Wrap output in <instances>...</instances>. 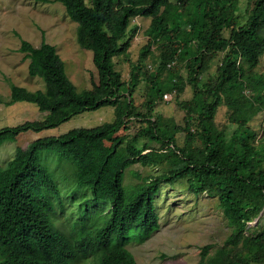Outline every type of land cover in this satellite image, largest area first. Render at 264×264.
Here are the masks:
<instances>
[{
    "label": "trees",
    "instance_id": "trees-1",
    "mask_svg": "<svg viewBox=\"0 0 264 264\" xmlns=\"http://www.w3.org/2000/svg\"><path fill=\"white\" fill-rule=\"evenodd\" d=\"M57 1L78 24L80 46L93 53L92 87L78 90L55 45L22 39L29 75L42 78L45 89L12 84L7 104L34 103L46 116L0 129V151L87 111L112 106L116 118L33 140L0 162V264H138L126 239L132 229L143 241L160 228L156 196L163 183L179 180L195 195L218 198L231 227L214 253L212 244L202 247L198 264H264V132L251 125L264 115V76L255 74L264 55V0H248L246 18L239 0ZM140 16L151 19L148 42L132 60L131 23ZM115 58L130 66L126 78ZM186 86L193 96L180 101ZM167 94L177 96L184 126L156 111ZM223 104L237 128L231 133L215 121ZM134 122L140 127L130 136ZM43 151L73 164L66 192L85 193L68 231L56 223L63 189L39 160ZM139 163L163 171L127 193L125 173Z\"/></svg>",
    "mask_w": 264,
    "mask_h": 264
},
{
    "label": "rangeland",
    "instance_id": "rangeland-1",
    "mask_svg": "<svg viewBox=\"0 0 264 264\" xmlns=\"http://www.w3.org/2000/svg\"><path fill=\"white\" fill-rule=\"evenodd\" d=\"M51 1L0 0V129L17 126L27 121L43 120L46 116V113L40 111L34 103L7 104L10 101L12 84L33 91L45 89L42 78H33L29 75V60L25 53L20 51L22 39L34 46H40L44 41L55 45L64 61L68 77L78 90L83 91L92 87L91 77L96 74L93 53L82 48L78 43V24L68 16L65 6L60 1ZM239 7L238 13L246 18L248 0H239ZM150 23L151 19L143 16L135 18L131 23L132 29L137 28L133 33L129 49L132 60H138L141 49L148 42L145 32ZM115 62L116 68L126 78L130 73V66L121 58H115ZM149 62L150 59L147 63ZM219 63L217 58L211 68L212 73L216 72ZM255 72L257 76H264V55ZM180 73L185 81L186 71L181 68ZM143 94H145L143 89L136 94L137 103L140 105L145 99ZM167 95V98L164 97V100L157 105L156 111L164 118L173 119L177 125L184 126L185 112L178 105L177 96ZM192 96V88L186 86L178 98L180 101H185ZM115 118V108L105 106L76 115L56 128L27 132L17 142L7 143L1 148L0 162L6 164L18 147L25 148L33 140L59 136L75 128L96 127L112 122ZM215 121L220 128L227 126L230 133L237 130L236 125L229 123L228 107L224 104L218 109ZM251 125L261 135L264 132L263 113L258 114ZM139 127L140 124L134 122L129 131L130 136ZM39 160L47 166L57 184L63 189L62 202L65 209L62 211L61 205L57 204L56 223L61 229L68 231L70 227L67 228V225H72V221L77 219L81 197H85L83 190L66 192L72 185L66 187L67 183L75 181L74 166L70 161L60 159L56 153L50 151L41 152ZM162 171L163 168L160 166H144L140 163L133 165L125 173L126 192L131 193L148 175L159 174ZM156 207L160 228L143 241L139 240L142 231L138 228L132 229L126 239L127 247L138 264H198L203 246L212 244L211 253H214L217 248L225 244L231 232L218 198L207 194H193L185 180H179L174 184L163 183L156 196ZM89 208L94 212H100L99 208ZM96 216L94 213L91 218L94 219Z\"/></svg>",
    "mask_w": 264,
    "mask_h": 264
},
{
    "label": "clouds",
    "instance_id": "clouds-1",
    "mask_svg": "<svg viewBox=\"0 0 264 264\" xmlns=\"http://www.w3.org/2000/svg\"><path fill=\"white\" fill-rule=\"evenodd\" d=\"M167 96H168V95H165L164 97H166V98H167Z\"/></svg>",
    "mask_w": 264,
    "mask_h": 264
}]
</instances>
